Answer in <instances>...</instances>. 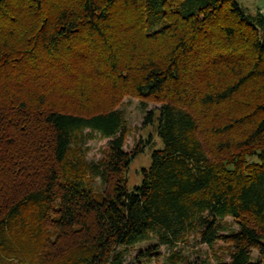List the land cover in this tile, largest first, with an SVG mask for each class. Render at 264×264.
<instances>
[{"label":"trees","instance_id":"obj_1","mask_svg":"<svg viewBox=\"0 0 264 264\" xmlns=\"http://www.w3.org/2000/svg\"><path fill=\"white\" fill-rule=\"evenodd\" d=\"M125 97L158 105L143 124L162 142L132 188L143 145L124 150ZM96 136L108 143L88 162ZM190 235L231 247L203 264L264 263V15L237 0H0V264H124L135 244L156 240L149 259Z\"/></svg>","mask_w":264,"mask_h":264},{"label":"rangeland","instance_id":"obj_2","mask_svg":"<svg viewBox=\"0 0 264 264\" xmlns=\"http://www.w3.org/2000/svg\"><path fill=\"white\" fill-rule=\"evenodd\" d=\"M248 13H255L260 11L264 15V0H237ZM157 104L147 102L145 109L141 101L135 97L123 98L118 109L124 115L126 121V129L128 135L125 140L124 150L126 152L132 151L137 145H143V150L140 154L133 157L125 176L127 185L132 188L134 185L141 182V170L150 164V155L154 149L162 147V142L157 136L156 127L154 125H144V117L147 111L154 110V116H157ZM150 137V138H149ZM151 142H146L147 140ZM108 139H100L97 136L94 139L87 140L84 147L86 148L85 159L88 162H96L100 159ZM95 186L98 184L95 182ZM225 231L221 234H229L237 231L236 223L229 217L225 218ZM156 244V240L144 241L128 248L125 253L124 264H166L167 257L170 252H177L184 260L179 264H203L214 263L218 259L222 261H229L231 247L221 241L214 243L208 247L205 244L198 242L196 235H190L184 241L176 243L173 247L159 246L160 256L149 259H138L137 256L140 251H143ZM137 258V259H136ZM264 264V263H263Z\"/></svg>","mask_w":264,"mask_h":264}]
</instances>
